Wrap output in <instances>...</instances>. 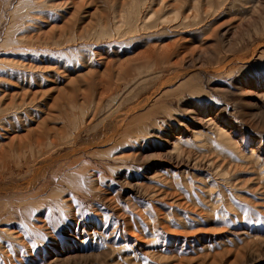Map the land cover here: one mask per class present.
Here are the masks:
<instances>
[{"label":"rangeland","instance_id":"rangeland-1","mask_svg":"<svg viewBox=\"0 0 264 264\" xmlns=\"http://www.w3.org/2000/svg\"><path fill=\"white\" fill-rule=\"evenodd\" d=\"M0 264H264V0H0Z\"/></svg>","mask_w":264,"mask_h":264},{"label":"bare ground","instance_id":"bare-ground-1","mask_svg":"<svg viewBox=\"0 0 264 264\" xmlns=\"http://www.w3.org/2000/svg\"><path fill=\"white\" fill-rule=\"evenodd\" d=\"M168 12H165L164 14H150L149 16L147 15L148 14V10H147V12H146V15H143V13L142 12H139V8H137L136 10H134L133 12H132V14L131 15H129V17H130V21H129V23H128V29H127V32H131V31H134V30H136V29H138V26L139 25H141L142 27H148L147 26V22H150V23H152V26H158V25H160V24H164L165 22H167L168 20H167V18H166V14H167ZM187 21V18L186 17H183V20H182V24L183 23H185ZM187 26V25H186ZM120 35V34H119ZM121 36V35H120ZM57 43H58V41H57ZM167 46H168V44H166V45H162V47H161V50H164L165 48H167ZM144 56H148V54H144ZM184 58V57H183ZM234 60H237V61H241V58L240 57H237L235 54H233V53H230V54H226L224 57H223V59L221 60V61H216L215 63V65H214V70H217V71H220V69H224L225 67H227L229 64V62L230 61H234ZM235 64V63H234ZM184 67L185 66H180V67H177L176 68V70H175V73L173 72V75L171 74V76L170 77H168L164 82H161V84L159 85V88L160 87H162V86H166V87H168V85L169 84H171V82L173 81V80H175L176 78H178V77H180V76H182V74L183 73H185L186 72V70L184 69ZM213 67V66H212ZM149 68V67H148ZM146 70V69H145ZM224 71V70H223ZM146 72H148V71H146ZM154 72H149V74H148V76H151L152 74H153ZM156 73V72H155ZM31 76V75H30ZM147 77V76H146ZM164 84V85H163ZM183 84V81H181V82H179L178 83V85L180 86V85H182ZM154 90V89H153ZM164 90V89H163ZM162 91V90H161ZM167 90L165 89V92H166ZM164 92V93H165ZM163 93V92H162ZM161 93V94H162ZM149 101H150V97H146V99H145V101L143 102V104H142V107L141 108H143V107H145V106H147V104L149 103ZM153 101V100H152ZM152 104V103H151ZM16 110H17V108H16ZM149 110V109H148ZM17 112V111H16ZM145 112V111H144ZM150 112V111H149ZM149 112H147V114L149 113ZM149 115V114H148ZM118 123L119 124H117L116 125V127H120V125H122L123 124V121L122 120H119L118 121ZM204 124V123H203ZM203 126H205V125H203ZM129 127V126H128ZM141 127V126H140ZM140 127H138V128H140ZM127 128V127H126ZM132 129V128H131ZM130 129V130H131ZM141 129V128H140ZM132 130H134V128L132 129ZM137 130V129H136ZM135 130V131H136ZM220 131H221V133H224L225 134V132L224 131H222V129H219ZM135 131H133V132H135ZM119 132V131H118ZM145 132V129H141V130H139V132H137L138 134L137 135H139V134H142V133H144ZM136 133V132H135ZM181 133V132H180ZM188 134V133H187ZM122 135V134H121ZM120 135V136H121ZM124 135V134H123ZM191 136H186V137H184V136H179V137H177V141H173L174 143H172L173 144V148H172V150L173 151H176V152H178V153H181L182 152V150H185V154H188L189 153V149L188 148H190V147H192L194 144H195V142L197 141V138L199 137V136H201V135H204V132H203V129H198V130H196V131H192L191 132V134H190ZM119 136V137H120ZM113 137V134L111 133L108 137H107V139L105 140H103V139H97L96 141H95V147H98V146H100L101 147V145H103L105 142H107V141H109L111 138ZM47 138V137H46ZM41 139V141H40V144H43V138L41 137L40 138ZM45 141H47V140H45ZM58 140H56V142H57ZM62 141H65V140H63L62 139ZM61 140L60 141H58V142H62ZM67 141V140H66ZM57 142V143H58ZM48 145H49V143H47ZM51 145V144H50ZM49 145V146H50ZM46 146V145H45ZM90 145H88V147H89ZM82 149L83 148V146H80L79 147V149ZM93 148V147H92ZM184 148V149H183ZM239 146H238V143L236 142L235 143V147H234V149L239 153L240 151H239ZM84 149H85V147H84ZM86 150V149H85ZM91 150V149H90ZM84 151V150H83ZM252 153H251V156L253 157V158H255V159H257V160H259V157L257 156V155H255V153H254V151L252 150L251 151ZM209 165L210 166H212V165H214V163L213 162H209ZM37 172H38V169H37ZM186 173V172H185ZM185 175H187V174H185Z\"/></svg>","mask_w":264,"mask_h":264}]
</instances>
